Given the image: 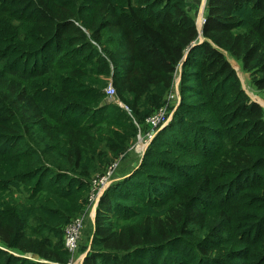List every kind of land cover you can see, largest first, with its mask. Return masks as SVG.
Instances as JSON below:
<instances>
[{
  "label": "trees",
  "instance_id": "16d2710c",
  "mask_svg": "<svg viewBox=\"0 0 264 264\" xmlns=\"http://www.w3.org/2000/svg\"><path fill=\"white\" fill-rule=\"evenodd\" d=\"M185 6L0 0V264L69 263L53 238L133 142L131 120L165 104L178 65L181 101L99 198L80 264H264V110L217 49L264 90V0H207L200 44ZM99 77L129 115L86 110L105 98Z\"/></svg>",
  "mask_w": 264,
  "mask_h": 264
},
{
  "label": "rangeland",
  "instance_id": "374dc122",
  "mask_svg": "<svg viewBox=\"0 0 264 264\" xmlns=\"http://www.w3.org/2000/svg\"><path fill=\"white\" fill-rule=\"evenodd\" d=\"M182 1L185 4H187V6H185L186 12H188L190 16H192V18L194 19V23L199 38L197 44H200L206 40L202 35V30L205 24V7L207 0H182ZM213 46L216 47L215 45ZM217 49L225 56V58L230 63L232 69L234 70L238 78L242 90L246 93V95L249 97L251 101L257 103L264 110V90L257 88L253 81V76L255 75L257 78L259 77V75H257L256 73H254L253 75L251 72H249V70H246L243 67L242 62L240 60L230 57L224 49L221 48H217ZM180 72H181V67L180 65H178L173 73V77H172L173 86L171 88V92L169 95L166 94L165 96L166 102L164 105H162L161 108L157 109L154 113L148 115L143 121L139 123L134 119L131 120V124H133L136 129L133 142L129 146H127L126 149L123 150V152L121 151L115 158L111 159V161L109 160L110 162L108 161L109 163L107 164L106 169L102 173L93 174L92 177H90L87 180L86 189L83 197L81 196L79 200L78 199L76 200V202L81 206L80 214L83 215V222H82V228L80 232V238L78 240L77 249L74 253H70V254L68 253L70 257L68 264H80L84 256L90 252L89 247L92 239L93 222H94L96 208L99 203L98 202L99 199L96 200V198L100 195V191H98V193L93 194L91 198V193H93L95 181L98 180L96 176L103 174L108 170V168L113 166L112 167V171L114 170L113 175H111V180H109V182L104 186V190L102 192L103 195L104 191L110 185L114 184L115 182L125 177H128L133 171H135L139 167V162L142 160L144 153L149 147L150 143L157 135L158 131H160L163 127H165L168 124V121L173 116L175 110L177 109L181 101ZM99 78H100L99 80L102 82L105 80V85L102 90V92H104L105 94V98L100 100V102L98 101L97 103L94 104H87V107L89 109L86 110L97 111L99 110L98 107L100 106L111 105V107H117L121 111L129 115L130 111L128 107L124 104L122 100H120L117 97L118 95L115 88H114L115 94L113 96H109L105 93V89L109 86V84H112L111 79L109 77L108 78L99 77ZM160 111H162L161 113H164V119L166 118L165 123L163 126L158 125L157 127H154V129H151V127L147 123V120L149 121L151 117L155 116ZM91 119L92 117L89 116L88 121H90ZM81 121L85 122L84 119H82ZM123 133L125 134L124 131ZM21 190L22 188L20 187L17 190L15 189V192L18 191L20 192ZM71 198H75V197L72 196ZM67 224H69V222H67L63 226L60 235L58 237L53 238L54 242L60 241L61 244H63V248H64L65 227L67 226Z\"/></svg>",
  "mask_w": 264,
  "mask_h": 264
},
{
  "label": "built area",
  "instance_id": "2783aa9c",
  "mask_svg": "<svg viewBox=\"0 0 264 264\" xmlns=\"http://www.w3.org/2000/svg\"><path fill=\"white\" fill-rule=\"evenodd\" d=\"M105 93L109 96H113L115 94L112 84H109V86L105 89ZM161 112L162 111H160L155 116L151 117L149 121L147 120V123L149 124L151 129H154V127H157L158 125H164L166 118L164 119V113ZM112 167L113 166L108 168V170L103 174L96 176L98 180L95 181V186L93 188V193H91V198L92 195L97 194L98 191H100V195L96 198V200H98L102 196L104 186L109 182V180H111V175H113L114 170L112 171ZM82 222L83 215L79 214L74 219H72L69 224H67V226L65 227L64 248L69 254L74 253L77 249L78 240L80 238V232L82 228Z\"/></svg>",
  "mask_w": 264,
  "mask_h": 264
}]
</instances>
